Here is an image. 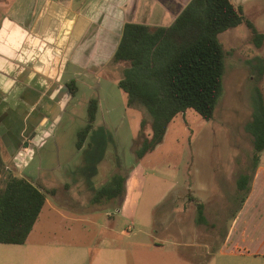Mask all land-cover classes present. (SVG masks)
<instances>
[{
    "label": "rangeland",
    "instance_id": "1",
    "mask_svg": "<svg viewBox=\"0 0 264 264\" xmlns=\"http://www.w3.org/2000/svg\"><path fill=\"white\" fill-rule=\"evenodd\" d=\"M219 37L229 53L225 58L224 91L214 118L205 120L193 109L178 114L163 142L139 162L134 148L143 136L150 135V124L141 133L146 112L127 106V95L117 80L126 63L112 60L105 72L77 77L76 96L64 104L53 125L45 128L49 133L40 131L44 137L35 147L20 151V168L7 156L13 144L6 145L5 150L0 142L3 159L16 175L46 189H56L55 195L47 194L56 209L43 208L27 244L0 243L8 264H35L36 260L86 264L95 252L102 257L107 251L103 248L109 245L120 247V259L128 264H188L196 255L198 262L264 264V256L243 252L209 255L202 245L208 241L207 228L214 240L222 237L238 208L236 179L241 172L251 173L253 154L251 135L244 126L252 115L255 84L264 87L263 80L255 81L248 63L255 56L264 57V44H254L244 23ZM92 99L99 100L98 110L92 130L78 148V132L89 122ZM8 112L11 110H0V121ZM16 114L10 119L18 124L21 117ZM16 135V129L11 128V140ZM116 172H128L127 211L140 192L132 219L116 210L114 199L96 204L92 201ZM196 200L204 205L212 227L195 223ZM36 241H49L54 251L34 254L29 248ZM157 241L164 247L157 246Z\"/></svg>",
    "mask_w": 264,
    "mask_h": 264
},
{
    "label": "crops",
    "instance_id": "2",
    "mask_svg": "<svg viewBox=\"0 0 264 264\" xmlns=\"http://www.w3.org/2000/svg\"><path fill=\"white\" fill-rule=\"evenodd\" d=\"M189 1L0 0V8H3L0 12V110H11V113L8 112L0 121V142H3V149L6 145L13 144L7 156L14 159L15 166L21 167L20 151L29 152L35 147L44 137L40 131L47 132L45 128L53 125L64 104L76 96L79 80L77 77L89 78L92 74L105 72L120 41L125 22L170 25ZM234 1L243 7L244 14L249 19L255 16L253 18L258 22L251 20L258 30L264 33V0ZM120 79L121 77L117 80ZM72 81L75 84L70 86ZM262 90L264 92L263 86ZM97 102L99 106V100ZM15 114L21 117L18 124L10 119V116ZM11 128L16 129L17 134L15 139L12 138L13 141ZM0 156L2 166L5 168L2 172L3 177L9 172L16 175L9 167L8 160L3 159L1 150ZM1 171L2 167L0 173ZM30 181L38 184L36 181ZM127 182L124 200L116 210L132 219L135 216L140 192L138 191L133 207L127 211ZM238 199V208L232 214V219L222 237H215L214 240L213 237L211 238V231L207 228L208 241H204L202 245L209 255L213 252L220 255L243 252L253 256H264V150L260 153L250 192L241 205L240 198ZM198 203L196 200V205ZM45 206L49 211L56 209L55 204L48 197L43 208ZM204 215L207 223L198 225L212 227L213 223H210L205 207ZM196 217L197 210L195 223ZM36 225L37 221L23 244L28 243ZM109 231L113 242L114 229L111 228ZM179 233L182 235L183 231ZM161 243L159 241L156 245L163 248L164 245ZM48 244L49 241H36L30 244L29 249L34 254L47 250L53 252V247ZM103 249L107 251L102 257L97 256L95 252L86 264H128L127 261L120 259V247L109 245ZM192 258L193 260L188 264H233L215 263L205 258L198 262L197 255ZM0 264H8L3 259L2 251H0ZM35 264L47 263L36 260ZM160 264L185 263L181 261Z\"/></svg>",
    "mask_w": 264,
    "mask_h": 264
},
{
    "label": "trees",
    "instance_id": "3",
    "mask_svg": "<svg viewBox=\"0 0 264 264\" xmlns=\"http://www.w3.org/2000/svg\"><path fill=\"white\" fill-rule=\"evenodd\" d=\"M245 24L257 47L264 33L234 0H190L170 25L125 22L121 38L112 57L114 63H126L118 86L127 95V106L142 108L141 133L150 124V135L143 136L134 148L139 162L164 140L171 121L180 113L193 109L205 120L214 118L224 91L225 58L229 51L219 35L227 29ZM255 81L264 78V57L248 60ZM75 84L74 81L70 86ZM251 95L252 115L245 124L251 135L253 154L251 173L237 178L240 205L251 190V183L264 150V92L259 84ZM98 110L97 100L89 103L88 124L78 132L81 148ZM0 156V167L2 166ZM128 172L114 173L95 194L93 203L115 200L120 207L126 194ZM47 194L46 189L11 172L0 183V243L23 244L32 231ZM197 224H206L204 205L197 204Z\"/></svg>",
    "mask_w": 264,
    "mask_h": 264
},
{
    "label": "built area",
    "instance_id": "4",
    "mask_svg": "<svg viewBox=\"0 0 264 264\" xmlns=\"http://www.w3.org/2000/svg\"><path fill=\"white\" fill-rule=\"evenodd\" d=\"M26 150V149H25Z\"/></svg>",
    "mask_w": 264,
    "mask_h": 264
}]
</instances>
